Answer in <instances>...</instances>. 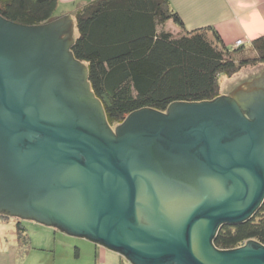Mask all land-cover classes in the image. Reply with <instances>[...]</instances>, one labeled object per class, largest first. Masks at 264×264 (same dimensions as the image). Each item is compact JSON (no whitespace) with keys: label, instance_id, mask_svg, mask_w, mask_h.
I'll return each instance as SVG.
<instances>
[{"label":"water","instance_id":"water-1","mask_svg":"<svg viewBox=\"0 0 264 264\" xmlns=\"http://www.w3.org/2000/svg\"><path fill=\"white\" fill-rule=\"evenodd\" d=\"M70 15H0V215L131 264H264V245H214L264 202V72L236 97L136 110L114 128L71 52Z\"/></svg>","mask_w":264,"mask_h":264},{"label":"trees","instance_id":"trees-1","mask_svg":"<svg viewBox=\"0 0 264 264\" xmlns=\"http://www.w3.org/2000/svg\"><path fill=\"white\" fill-rule=\"evenodd\" d=\"M57 5L58 0H0V15L39 25L53 17ZM72 17L71 52L87 67L88 83L110 124L142 108L166 111L177 101L212 100L220 96L221 75L264 64V34L248 47H229L211 25L188 29L169 0H92ZM169 22L179 30L170 29ZM14 218L0 215L13 219L19 258L32 247L23 219ZM249 240L264 245V202L251 219L221 226L214 245L233 249Z\"/></svg>","mask_w":264,"mask_h":264},{"label":"rangeland","instance_id":"rangeland-1","mask_svg":"<svg viewBox=\"0 0 264 264\" xmlns=\"http://www.w3.org/2000/svg\"><path fill=\"white\" fill-rule=\"evenodd\" d=\"M59 15H62V12L57 9L53 17ZM254 39L256 38L236 39L231 47H248ZM262 72H264V64H256L245 66L230 76L221 75L220 95L236 97L237 93L251 92L252 89H248L246 83L259 78ZM109 125L113 128L116 126V124L110 123ZM14 219L20 218L15 217ZM20 223L27 230L28 245L32 247V250L25 254V257L22 256L24 253H21L19 258L15 256V263L12 264H130L123 256L115 254L107 248L97 246L87 239L67 235L32 220H23ZM14 233H16V228L13 219L0 220V244L5 240L12 239ZM22 250H24L23 246ZM102 251L106 253L103 254ZM6 258V253L1 254L0 264H9L8 260H4Z\"/></svg>","mask_w":264,"mask_h":264},{"label":"crops","instance_id":"crops-1","mask_svg":"<svg viewBox=\"0 0 264 264\" xmlns=\"http://www.w3.org/2000/svg\"><path fill=\"white\" fill-rule=\"evenodd\" d=\"M88 1L92 0H58L56 10L62 12L59 16L68 13L72 17V12ZM169 2L180 14L188 29L211 25L217 29L229 47L236 39H253L264 34V0H169ZM168 27L175 32L179 30L172 22H169ZM11 238L5 242L2 240L0 244V255L6 253L7 258L4 260H8L9 264L15 263L16 233L12 234ZM100 247L105 249L103 246Z\"/></svg>","mask_w":264,"mask_h":264},{"label":"built area","instance_id":"built-area-1","mask_svg":"<svg viewBox=\"0 0 264 264\" xmlns=\"http://www.w3.org/2000/svg\"><path fill=\"white\" fill-rule=\"evenodd\" d=\"M239 42H240V41H239ZM239 42H238V43H239Z\"/></svg>","mask_w":264,"mask_h":264}]
</instances>
